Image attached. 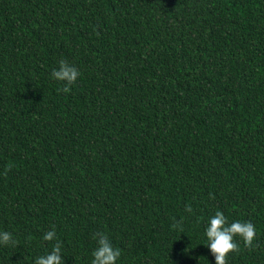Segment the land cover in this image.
<instances>
[{"label": "trees", "instance_id": "obj_1", "mask_svg": "<svg viewBox=\"0 0 264 264\" xmlns=\"http://www.w3.org/2000/svg\"><path fill=\"white\" fill-rule=\"evenodd\" d=\"M217 210L264 264V0H0V264H214Z\"/></svg>", "mask_w": 264, "mask_h": 264}, {"label": "clouds", "instance_id": "obj_2", "mask_svg": "<svg viewBox=\"0 0 264 264\" xmlns=\"http://www.w3.org/2000/svg\"><path fill=\"white\" fill-rule=\"evenodd\" d=\"M80 76L79 71L73 65L64 60L59 62L58 69H53L51 73L52 79L64 82L61 89L64 93H69V85L75 83ZM187 212H191V208H186ZM203 235L206 239L205 245L209 253L214 258V264H226V256L237 249L235 237H239L246 245L251 244L256 235L255 226L248 221L233 219L231 223L222 211L217 210L207 219V226L204 228ZM96 247L91 253L90 264H117L120 259L121 252L115 248L109 237L104 233H97ZM43 240L54 241L56 235L54 231H48L44 234ZM12 239L11 233L0 231V245H7ZM62 250L59 241L52 245L51 251L46 252L42 256H37L33 264H64L62 259Z\"/></svg>", "mask_w": 264, "mask_h": 264}]
</instances>
